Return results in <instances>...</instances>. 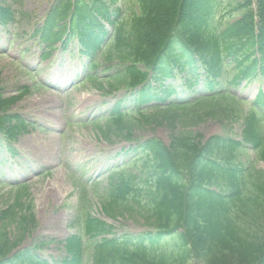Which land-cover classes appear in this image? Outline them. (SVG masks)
<instances>
[{
  "label": "trees",
  "instance_id": "trees-1",
  "mask_svg": "<svg viewBox=\"0 0 264 264\" xmlns=\"http://www.w3.org/2000/svg\"><path fill=\"white\" fill-rule=\"evenodd\" d=\"M6 1L0 0L1 21L8 18L2 6ZM123 1L57 0L36 36L43 45L62 41L59 24L74 10V29L82 34L89 56L105 47L103 73L111 75L104 82L113 91L143 86L133 97L140 106L154 100L157 89L151 83L163 87L169 80L185 79V102H172L170 108L185 110L195 102L202 117L223 120L243 114L244 143L253 145L264 161V107L244 114L222 95L230 86L225 79L231 66L232 85L258 72L264 75V0H255L256 10L246 1L242 18L221 32L215 28L220 0H134L128 15L121 9ZM175 91L170 85L162 95ZM9 104L0 95V113L6 114ZM0 124L8 142L28 130L17 115L1 117ZM115 128L127 130L120 115L107 123L106 131L98 126L106 138ZM172 138L169 147L153 138L134 148L146 157L110 183L107 212L114 217L134 212L147 231L97 242L94 235L111 228L92 218L82 224L94 264H264V171L242 160L244 145L231 137L206 140L181 132ZM14 212L1 215V221L18 225L20 234L13 240L11 233L0 231V264H43L31 250H17L29 223Z\"/></svg>",
  "mask_w": 264,
  "mask_h": 264
},
{
  "label": "rangeland",
  "instance_id": "rangeland-1",
  "mask_svg": "<svg viewBox=\"0 0 264 264\" xmlns=\"http://www.w3.org/2000/svg\"><path fill=\"white\" fill-rule=\"evenodd\" d=\"M51 1H9L7 5L15 24L0 28V52L8 50L6 56H0V92L6 100L15 99L21 88L31 85L30 93L16 101L10 112L22 113L29 123L37 127L31 135L21 137L13 146L17 157L4 169L3 179L8 182L19 180L21 183L17 184L26 183V186L22 190L12 191L9 187L0 190V214L16 206V215L24 220H33L25 246L34 245L38 240L49 242L48 247L41 251L43 259L48 262L66 256L64 244L61 243L75 233L69 227L74 210L77 211L80 205L79 190L76 188L79 185L75 182L81 178L84 182L100 181L102 185L95 188L94 192L104 194L108 186L107 172L111 167L122 165L121 149L123 146L129 147L130 141L147 140L155 136L170 145L175 132L195 133L205 138L228 134L236 139H241L242 132V124L237 120L222 123L216 118L195 115L192 111L183 114L173 110L160 115L149 111L147 114L152 117L150 122L133 115L136 119L130 125L133 130L130 141L119 131L108 140L102 135L106 140L102 141L99 136L101 132L96 126H83L81 123L102 115L113 105L114 98L90 84L73 86L75 78L71 77L72 74L83 69L79 63L66 61L42 64L40 69L47 75L40 73L33 77L25 75L18 65H11L14 62L12 58L18 57V45L25 40L21 36L32 32L45 19ZM221 1L225 7L217 16L218 20L223 19L226 23L240 17L241 10L235 8L243 0ZM6 29L7 32L10 30V34L5 32ZM11 34L15 42L10 45V49L7 43L12 40ZM25 58L24 63L36 66V58ZM259 87L260 82L245 88L243 98L253 100ZM262 88L264 91V83ZM163 116L167 117L171 125L176 124L178 130L169 127ZM177 116L182 117L178 119ZM104 124L97 126L102 127ZM6 151L1 147L0 156ZM258 166L264 169L263 163L260 162ZM45 169H50L51 173L42 176ZM91 201L94 212L119 232L140 233L146 228L139 215L136 218L125 215L118 220H108L101 214L102 208L95 195L89 199V203ZM15 230L9 229L13 236L18 234Z\"/></svg>",
  "mask_w": 264,
  "mask_h": 264
}]
</instances>
